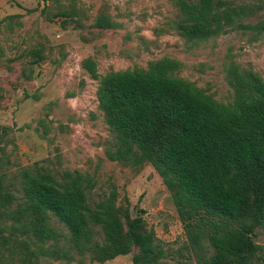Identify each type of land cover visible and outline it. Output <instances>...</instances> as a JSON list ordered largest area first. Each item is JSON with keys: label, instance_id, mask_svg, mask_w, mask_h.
<instances>
[{"label": "trees", "instance_id": "trees-1", "mask_svg": "<svg viewBox=\"0 0 264 264\" xmlns=\"http://www.w3.org/2000/svg\"><path fill=\"white\" fill-rule=\"evenodd\" d=\"M171 2L185 41H205L231 28L252 40L264 34V17L243 24L250 6ZM93 27L116 24L101 15ZM29 55L32 62L40 59L38 51ZM81 66L97 81L96 107L112 136L106 160L135 171L151 166L195 264H264V250L254 243L255 230L264 231V79L230 64L232 100L221 104L176 76L173 59L101 76L91 59ZM7 165L0 160V264H39L42 258L68 263L74 256L103 264L126 255L130 264H165L142 211L131 216L127 205H117L113 185L94 202L95 181L88 173L56 174L33 163L8 178Z\"/></svg>", "mask_w": 264, "mask_h": 264}, {"label": "rangeland", "instance_id": "rangeland-1", "mask_svg": "<svg viewBox=\"0 0 264 264\" xmlns=\"http://www.w3.org/2000/svg\"><path fill=\"white\" fill-rule=\"evenodd\" d=\"M214 1L252 7L243 24L264 17V0ZM101 15L116 27H93ZM178 19L171 0H0V160L8 162V178L33 163L56 174L88 173L95 181L94 202L113 185L117 205H127L131 216L142 211L146 229L165 251L163 263L195 264L169 194L151 166L135 171L106 160L112 136L96 107L97 81L81 66L91 59L101 76L173 59L179 63L176 76L221 104L232 100L226 81L230 64L264 79V34L252 40L231 28L205 41H185L176 30ZM31 51L39 52V61L32 62ZM254 243L264 250V231L255 230ZM39 264L98 263L74 256L68 263L42 258ZM103 264H130V255Z\"/></svg>", "mask_w": 264, "mask_h": 264}]
</instances>
